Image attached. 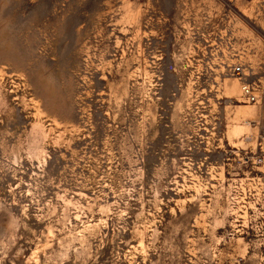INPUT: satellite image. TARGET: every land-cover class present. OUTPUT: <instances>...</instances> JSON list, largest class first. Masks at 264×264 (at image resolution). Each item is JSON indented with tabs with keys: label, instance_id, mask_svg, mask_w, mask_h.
<instances>
[{
	"label": "rangeland",
	"instance_id": "1",
	"mask_svg": "<svg viewBox=\"0 0 264 264\" xmlns=\"http://www.w3.org/2000/svg\"><path fill=\"white\" fill-rule=\"evenodd\" d=\"M263 132L264 0H0V264H264Z\"/></svg>",
	"mask_w": 264,
	"mask_h": 264
},
{
	"label": "built area",
	"instance_id": "2",
	"mask_svg": "<svg viewBox=\"0 0 264 264\" xmlns=\"http://www.w3.org/2000/svg\"><path fill=\"white\" fill-rule=\"evenodd\" d=\"M219 36L220 39H223L226 34H220ZM231 70L240 77L246 75L245 67L241 62L231 65ZM242 96L250 102H257L262 96V88L257 84L245 80L242 84ZM260 145L262 151H264V132L260 135ZM254 158L255 161H262L264 159V157L259 154H255Z\"/></svg>",
	"mask_w": 264,
	"mask_h": 264
}]
</instances>
